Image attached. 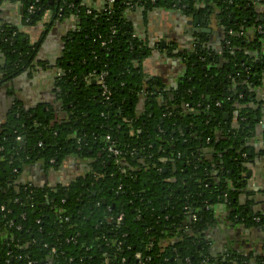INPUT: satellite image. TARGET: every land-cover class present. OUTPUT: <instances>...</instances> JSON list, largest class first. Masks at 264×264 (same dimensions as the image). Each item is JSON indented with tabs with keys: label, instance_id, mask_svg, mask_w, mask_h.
<instances>
[{
	"label": "trees",
	"instance_id": "1",
	"mask_svg": "<svg viewBox=\"0 0 264 264\" xmlns=\"http://www.w3.org/2000/svg\"><path fill=\"white\" fill-rule=\"evenodd\" d=\"M2 2L19 5L22 28L0 16V82L47 66L36 60L46 36L56 24L71 26L61 56L48 65L57 73L56 112L16 102L0 125V264H135L137 253L144 264L247 261L234 251L214 257L209 240L219 206L235 223L264 231L263 209L246 190V171L264 156V146L247 145L255 134L264 139V106L254 92L264 71L258 0ZM164 7L215 12L225 32L223 64L199 43L179 53L186 72L175 89L143 71L151 49L126 17ZM24 28L39 30L35 41ZM68 157L85 166L65 182L34 186L21 178L26 165L58 172ZM261 187L264 194V181ZM252 258L264 264V255Z\"/></svg>",
	"mask_w": 264,
	"mask_h": 264
},
{
	"label": "crops",
	"instance_id": "2",
	"mask_svg": "<svg viewBox=\"0 0 264 264\" xmlns=\"http://www.w3.org/2000/svg\"><path fill=\"white\" fill-rule=\"evenodd\" d=\"M84 2L90 6L99 7L103 0H84ZM256 6L259 12H264V0H258ZM0 16L5 22L13 24L17 28H22L21 10L18 4L2 2L0 4ZM126 17L133 25L138 36L146 39L151 49L150 55L142 63L143 71L149 76L159 77L168 88L176 87L186 72L183 60H179V58H182L179 53L193 51L198 43L204 48L218 49L225 35L216 20L215 12L206 17L200 16L197 12L186 15L179 9L165 7L155 8L148 12L143 11L142 8H135L128 10ZM195 18L198 19L197 22H195ZM202 20L205 21L206 26L201 23ZM69 26L71 25L68 21L56 24L46 36L38 51L36 60L48 62L47 66H36L29 70L28 74L24 73L11 81L0 82V125L5 121L16 102L20 103L25 109H35L39 105L50 104L54 113L56 112L59 102L55 99L53 87L57 73L55 69H51L48 65L61 56L63 48L62 35ZM204 29L210 30V33L202 32ZM23 30L29 34L31 41L36 40L39 33L38 29L24 28ZM209 50L214 52L213 49ZM253 52L256 54V51ZM263 52L264 44L261 46L259 55H262ZM3 64L4 58L0 56V78L3 73ZM254 92L259 101L264 100V71L260 74L259 83ZM143 102L144 100L140 98L138 108L143 109ZM259 124H264V113L258 122ZM250 144L262 148L260 145L264 146V139L261 135L255 134L253 140H250V143L247 142V145ZM84 166L85 164L82 161L68 157L63 162L60 171L49 170L45 172L39 162H34L23 167L21 178L23 181H29L34 186L53 185L58 181L65 182L79 174ZM248 170L251 171L252 176L249 182H257L259 187L262 186L264 160L257 161ZM241 196H244V194ZM252 206L254 207V205ZM255 208H258V206H255ZM216 211L219 221L216 225V231L213 232L214 237L211 245V252L214 257L227 251H234L240 255H250L252 257L264 255L263 230L256 227L245 228L243 224L226 220L227 218L225 219L224 216H227L228 212L224 207L219 206ZM221 256H224V254H221Z\"/></svg>",
	"mask_w": 264,
	"mask_h": 264
},
{
	"label": "flooded vegetation",
	"instance_id": "3",
	"mask_svg": "<svg viewBox=\"0 0 264 264\" xmlns=\"http://www.w3.org/2000/svg\"><path fill=\"white\" fill-rule=\"evenodd\" d=\"M221 27V26H220ZM222 28V30H223V32H224V28L223 27H221ZM223 45H225V41H224V39H223V42H222V44L220 45V47L218 48V49H216V48H209V49H213L214 50V54H215V56H214V60H215V62L217 63V64H223L224 63V60L222 59V52H223V48L224 47H222ZM204 47V46H203ZM206 49H208L207 47H206ZM208 49V50H209ZM256 54H257V52H256ZM254 52H252V55H250V56H252V57H254V58H257V55H256ZM174 55H177V54H174ZM182 60H183V58H181ZM183 62V61H182ZM185 76V74H183V76L181 77V78H183ZM178 85V84H177ZM177 87V86H176ZM176 87H174L173 89H175ZM261 102H262V106H264V100H260ZM184 107L186 108L187 107V105H184ZM188 109V108H187ZM225 117H226V115H224ZM259 126L261 127V125L259 124ZM259 126H257V127H259ZM262 128V127H261ZM262 158V159H261ZM258 159V160H257ZM259 160H264V156L262 155H259V156H257L256 157V159H255V163L257 162V161H259ZM246 175L247 176H249V177H251L252 178V176H251V171H249V170H247L246 171ZM262 189V187L260 186H258V183L256 182V183H250L249 182V186L246 188V190L247 191H250V192H253L254 193V195H252V198L254 199V201L258 204V207L261 209H263L262 211L264 212V194L263 193H259V191ZM240 199L242 200L243 199V202L244 201H246L247 199L244 197V196H241L240 195ZM250 199V198H249ZM242 202V203H243ZM224 218L226 219V220H228V219H230V218H228V215L227 216H224ZM217 221H219L218 219H217ZM230 221H232V222H234L235 223V220L233 221V220H231L230 219ZM246 228V227H245ZM216 229V228H215ZM213 230V232L214 231H216V230ZM213 232H210L211 234H210V238H211V240H209L210 241V244L212 245V238L214 237L213 236ZM263 236H264V233H263ZM211 245H210V247H211ZM210 251H212V248H210ZM217 257V256H216ZM247 258H248V260L246 261H243L242 262V264H256L255 262H254V259L251 257V258H249V255L248 256H246ZM222 260V259H221ZM215 262V264H218V261L216 260V261H214Z\"/></svg>",
	"mask_w": 264,
	"mask_h": 264
},
{
	"label": "built area",
	"instance_id": "4",
	"mask_svg": "<svg viewBox=\"0 0 264 264\" xmlns=\"http://www.w3.org/2000/svg\"><path fill=\"white\" fill-rule=\"evenodd\" d=\"M113 2V0H108V5L110 6L111 3ZM29 12H32L33 11V6H30V8L28 9ZM87 13H89V11H87ZM256 31L258 32H261L260 30V27H258L256 29ZM231 33V31H229V34ZM103 76H104V73H101L98 77H97V83L101 85V88H102V95L107 98V96L109 95V92H108V89H107V86L104 84L103 82ZM108 139V137H107ZM108 152H110L113 156H118L120 154V151L113 148V147H108ZM120 220V217H118V220ZM134 258L136 259V263L135 264H144L145 262L142 260L141 258V255L139 253L135 254L134 255ZM103 264H108V260L105 259L104 263ZM199 264H202V263H199Z\"/></svg>",
	"mask_w": 264,
	"mask_h": 264
},
{
	"label": "water",
	"instance_id": "5",
	"mask_svg": "<svg viewBox=\"0 0 264 264\" xmlns=\"http://www.w3.org/2000/svg\"><path fill=\"white\" fill-rule=\"evenodd\" d=\"M198 21V19L197 18H195V22H197ZM201 23L203 24V25H205L206 26V24H205V21L204 20H202L201 21ZM202 32H204V33H210V30H208V29H204V30H202ZM162 44V43H161ZM179 60L180 61H182V59L181 58H179ZM224 115H226V114H224ZM261 127L262 128H264V124H261ZM20 145H23L24 144V142L23 141H20V143H19Z\"/></svg>",
	"mask_w": 264,
	"mask_h": 264
}]
</instances>
